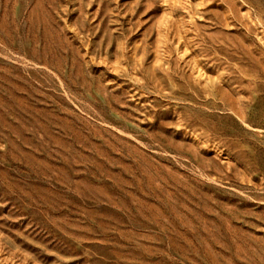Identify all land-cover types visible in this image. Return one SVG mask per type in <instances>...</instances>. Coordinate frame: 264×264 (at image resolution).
Masks as SVG:
<instances>
[{
  "label": "rangeland",
  "instance_id": "1",
  "mask_svg": "<svg viewBox=\"0 0 264 264\" xmlns=\"http://www.w3.org/2000/svg\"><path fill=\"white\" fill-rule=\"evenodd\" d=\"M0 264H264V0H0Z\"/></svg>",
  "mask_w": 264,
  "mask_h": 264
}]
</instances>
